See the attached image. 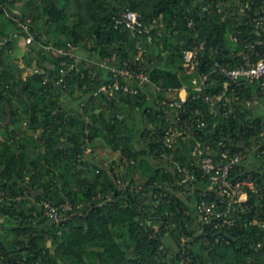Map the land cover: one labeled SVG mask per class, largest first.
Masks as SVG:
<instances>
[{"label":"trees","instance_id":"trees-1","mask_svg":"<svg viewBox=\"0 0 264 264\" xmlns=\"http://www.w3.org/2000/svg\"><path fill=\"white\" fill-rule=\"evenodd\" d=\"M247 1L0 0V264H180L182 243L197 264H264V230L251 224L264 221V195L249 193L250 210L233 227L202 226L197 191L179 184L174 169L190 163L194 142L172 148L156 142L164 126L158 102L167 90L190 86L184 50L205 42L206 71L216 62L232 68L246 42L264 40L245 23ZM125 9L156 24L142 34L115 28L114 17ZM76 51L97 63L78 61ZM140 52L150 83L132 82L135 95L113 90V74L101 63L108 58L119 69ZM226 83L215 71L198 99L188 88L187 110L199 109L205 119L202 146L216 154L219 135L243 132L247 144L261 132L247 126L249 116L263 121L244 103L262 100L260 82ZM224 92L231 99L226 107L218 100ZM101 147L121 163L101 161ZM240 168L234 177L252 171L264 181V170ZM64 201L83 215L41 227L49 219L41 203Z\"/></svg>","mask_w":264,"mask_h":264},{"label":"built area","instance_id":"built-area-1","mask_svg":"<svg viewBox=\"0 0 264 264\" xmlns=\"http://www.w3.org/2000/svg\"><path fill=\"white\" fill-rule=\"evenodd\" d=\"M260 6H256L253 0L247 1L242 7L241 11L246 10V24H250L253 32L257 34H264V0L260 1ZM156 24L153 20L151 25L144 24L140 16L133 10L125 9L120 12L118 16L114 17V27L118 28L125 26L133 33L142 34L149 32ZM192 23L190 22L189 25ZM23 31L28 33L27 25H19ZM30 34L26 37V43L32 42ZM205 42L183 51V62L188 67L187 75H191L190 86H182L180 89H169L166 92V97L158 102L160 114L163 118L162 132L157 135L156 142L163 148L175 147L180 141L185 142L192 140L194 146L191 149V161L187 165L175 164V171L179 174V184H184L186 188L197 191V214L202 226H208L212 230L223 228L229 229L235 225L236 217L245 214L249 209L247 202L249 201V193L259 194L260 197L264 195V181H260V174L243 173L241 176H233V169L244 163L250 158L264 163V114L263 121L254 122V118L249 116L247 126L255 131L257 127L261 128L259 135L250 138L245 144L244 138L246 133L239 131H232L230 134L219 135L217 139V150L209 147H203L204 138L208 135L202 131L206 127L204 116L201 110L195 109L189 112L186 106L189 97V89H192L193 99H198L201 96L204 88L209 84L211 75L218 71L226 78V85L234 84L236 86L248 87L255 81H259V94L264 103V40H256L253 42H246L244 49L236 52L232 58L238 59V66L229 68L224 65L215 63L212 70H205L207 67L203 63ZM54 50L62 55H69L73 57L74 54L68 51H63L59 48ZM110 60L105 59L101 66H107L109 71L113 74V82L111 87L115 91H124L130 95L137 94V90L132 88V82H138L139 85H144L146 82L150 83L149 77L145 72V66L142 63V52L135 58L133 64H126L117 69L111 65H107ZM137 67V68H135ZM204 69L202 71V69ZM127 81L126 85L120 84L121 80ZM47 78L45 79V82ZM62 82V79H60ZM153 86V85H152ZM103 86L100 90H107ZM185 91L184 96L181 92ZM223 98V107H226L231 99L226 96V92L218 97V100ZM238 100V97H236ZM204 102L212 108V112L219 111V106L212 98L203 97ZM258 99L244 100L245 106L250 110H254ZM225 110V108H222ZM234 110L233 106L227 107V113ZM259 114V113H258ZM228 116V115H227ZM227 116H225L227 118ZM215 128V126L213 127ZM222 132H220L221 134ZM211 134V132H210ZM209 134V135H210ZM232 135V136H230ZM235 146L231 149L228 145ZM263 170V168H261ZM252 170V169H250ZM249 170V171H250ZM253 170H260L253 168ZM256 173V172H255ZM119 183V182H118ZM257 204V203H256ZM46 215L49 219H53L56 223L63 222L70 216L78 214L83 215L81 211L74 212V207L69 201H64L58 205H53L47 202H42ZM263 204L257 206L262 208ZM251 208L253 206H250ZM250 210V209H249ZM251 224H257L264 230V221H259L255 218L251 219ZM257 246H261L259 242ZM180 264H197L193 261V255L186 249L182 243L180 251Z\"/></svg>","mask_w":264,"mask_h":264},{"label":"rangeland","instance_id":"rangeland-1","mask_svg":"<svg viewBox=\"0 0 264 264\" xmlns=\"http://www.w3.org/2000/svg\"><path fill=\"white\" fill-rule=\"evenodd\" d=\"M17 5L18 6H21L22 5V2L21 1H18L17 2ZM78 51H76V58H77V60L78 61H80V59L79 58H81V57H86L85 55H84V53H82V52H78ZM88 58V57H87ZM36 68H32V70H35ZM184 93H185V91H183V92H181V96L183 97L184 96ZM135 118L136 119H139V116H138V114L135 116ZM105 146V145H104ZM105 149H107V148H105ZM105 149H102V147H101V149H100V156H101V161H103V162H106L107 164L108 163H110V162H113L114 163V166H117V164L119 165V163H121L120 162V157H119V155L117 154V153H115V155H113V154H111V153H106V154H101ZM106 151V150H105ZM104 153V152H103ZM262 165H263V170H264V163H261Z\"/></svg>","mask_w":264,"mask_h":264},{"label":"crops","instance_id":"crops-1","mask_svg":"<svg viewBox=\"0 0 264 264\" xmlns=\"http://www.w3.org/2000/svg\"><path fill=\"white\" fill-rule=\"evenodd\" d=\"M86 59H87V61L89 63H93V62L97 63V61L93 60L92 58L88 57ZM259 112L264 114V103H263V100L257 101L256 107L254 109V113L255 114H258ZM244 164H245L246 167H248L249 169H252V170H253V168H256V169L260 168L261 169L263 167L261 162L256 160L253 157L250 158L248 161H246Z\"/></svg>","mask_w":264,"mask_h":264},{"label":"water","instance_id":"water-1","mask_svg":"<svg viewBox=\"0 0 264 264\" xmlns=\"http://www.w3.org/2000/svg\"><path fill=\"white\" fill-rule=\"evenodd\" d=\"M118 199H127V196H119V197L117 198V200H118ZM117 200H115V201H117ZM55 224H56V221L50 218V219H48L47 222H46L43 226H41V227H44V226H54ZM8 228H10V227H8Z\"/></svg>","mask_w":264,"mask_h":264}]
</instances>
